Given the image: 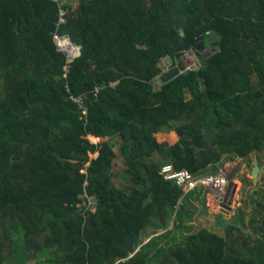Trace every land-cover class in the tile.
Returning <instances> with one entry per match:
<instances>
[{
    "label": "trees",
    "instance_id": "16d2710c",
    "mask_svg": "<svg viewBox=\"0 0 264 264\" xmlns=\"http://www.w3.org/2000/svg\"><path fill=\"white\" fill-rule=\"evenodd\" d=\"M250 156L264 189V0H0V264H264V224L195 228L161 175Z\"/></svg>",
    "mask_w": 264,
    "mask_h": 264
},
{
    "label": "rangeland",
    "instance_id": "374dc122",
    "mask_svg": "<svg viewBox=\"0 0 264 264\" xmlns=\"http://www.w3.org/2000/svg\"><path fill=\"white\" fill-rule=\"evenodd\" d=\"M91 139L93 142H98V140L94 137H91ZM114 143L117 147H119V140H115ZM255 161H257L256 157L250 156L243 161H241V159H235L233 161H225L223 163V166L219 169V173L225 175L226 178L231 176L232 185L231 196L227 202L224 203L226 200L225 198L222 201L223 203L216 200V196L213 191H206L205 201L199 198L195 199L194 194H190L187 197L186 200H192L196 210L193 218L195 228L207 227L208 229L216 230L217 226L215 224V215H219L224 221H232L238 217L237 224L250 234H253L254 232V223L252 222L253 219L256 220L259 225L264 224V189L262 183L260 182L263 167H261L257 162L260 170L254 180L251 171L254 167ZM114 181L120 187H127L132 183L131 177L128 174L122 159L118 161L115 168ZM186 202L187 201H185V203ZM91 205L93 204L88 202V206ZM147 235H150V231H148L144 236L147 237ZM159 235H161V233H158L156 236ZM174 235H176V233ZM145 243H147V241ZM166 243H159L158 245L161 246ZM8 252L9 248L7 247L6 253ZM7 264H13L12 259H9ZM27 264H37V262L33 259L28 261Z\"/></svg>",
    "mask_w": 264,
    "mask_h": 264
},
{
    "label": "built area",
    "instance_id": "2783aa9c",
    "mask_svg": "<svg viewBox=\"0 0 264 264\" xmlns=\"http://www.w3.org/2000/svg\"><path fill=\"white\" fill-rule=\"evenodd\" d=\"M56 1L67 2V0H56ZM66 15H67L66 11L62 10L61 20L59 25L66 22ZM67 41L68 40L65 36H62L60 34L56 35V42L59 47V50L65 53L68 52V47L66 46ZM73 48L78 50V54L75 55L74 57L68 56L69 62L76 59L80 52L77 47L73 46ZM183 64L185 68L182 72L196 71L202 66L200 59L193 52H186L184 54ZM158 65L161 68L162 72L153 81L154 89L156 91H160L163 85V82L161 81V77L172 70V68L174 67V63L173 60L167 56L160 59ZM65 70L67 73H69L70 71L69 66H67ZM72 99L78 102L80 104V107L85 110V113H87V108L84 105L83 98L72 97ZM161 175L163 176L164 180L171 181L172 183H174L178 188H180L184 192V194L195 191L197 189H203L206 191H213L217 200H219L220 202H222L226 197L228 180L223 174L219 173V174L193 175L186 169L176 170L172 164H166L161 169Z\"/></svg>",
    "mask_w": 264,
    "mask_h": 264
},
{
    "label": "water",
    "instance_id": "95a60500",
    "mask_svg": "<svg viewBox=\"0 0 264 264\" xmlns=\"http://www.w3.org/2000/svg\"><path fill=\"white\" fill-rule=\"evenodd\" d=\"M182 35H184V33H182ZM65 37L67 38V40H68L70 43L73 44L74 47H77V48L79 49L80 52H79L78 57H80V56L82 55V47H80V46H78L77 44L73 43V42H72V39H71V36L67 35V36H65ZM66 54H67L68 56L71 57V55H70L69 52H66ZM78 57H77V58H78ZM96 139L98 140V142H95V143H100V142L103 141V138H96ZM259 170H260V169H259V167H258V165H257V161H255V163H254V167H253V169H252V171H251V174H252V176L254 177V180L256 179V176H257V173L259 172ZM227 180L230 181V180H231V176L227 177ZM231 187H232V185H231V181H230L229 184H228V187H227L226 197L230 194V192H231Z\"/></svg>",
    "mask_w": 264,
    "mask_h": 264
},
{
    "label": "bare ground",
    "instance_id": "6f19581e",
    "mask_svg": "<svg viewBox=\"0 0 264 264\" xmlns=\"http://www.w3.org/2000/svg\"><path fill=\"white\" fill-rule=\"evenodd\" d=\"M66 46L68 47V52L70 53L71 57H74L78 54V50L73 48L72 44L67 41Z\"/></svg>",
    "mask_w": 264,
    "mask_h": 264
},
{
    "label": "crops",
    "instance_id": "0c3cea01",
    "mask_svg": "<svg viewBox=\"0 0 264 264\" xmlns=\"http://www.w3.org/2000/svg\"><path fill=\"white\" fill-rule=\"evenodd\" d=\"M198 191H199L201 194H204V195L206 194V190L198 189ZM231 191H232V190H231ZM230 196H231V192H230V194H229L227 197H225L226 200L224 201V203L228 201V199L230 198ZM205 197H206V195H205ZM205 197H204V198H205ZM207 197H208V194H207ZM215 199L217 200L216 197H215Z\"/></svg>",
    "mask_w": 264,
    "mask_h": 264
},
{
    "label": "flooded vegetation",
    "instance_id": "af4514ba",
    "mask_svg": "<svg viewBox=\"0 0 264 264\" xmlns=\"http://www.w3.org/2000/svg\"><path fill=\"white\" fill-rule=\"evenodd\" d=\"M230 181H231V180H230ZM230 181H228V183H229Z\"/></svg>",
    "mask_w": 264,
    "mask_h": 264
}]
</instances>
